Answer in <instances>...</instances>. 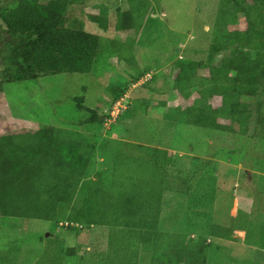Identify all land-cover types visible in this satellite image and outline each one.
Segmentation results:
<instances>
[{
    "label": "trees",
    "instance_id": "16d2710c",
    "mask_svg": "<svg viewBox=\"0 0 264 264\" xmlns=\"http://www.w3.org/2000/svg\"><path fill=\"white\" fill-rule=\"evenodd\" d=\"M6 1L0 6V91L5 83L67 73L102 77L113 62L127 64L135 80L144 75L137 68L134 39H121L130 22L139 30V19L158 0H116L113 23L100 0ZM86 6L98 14L85 15ZM85 20L97 31L85 30ZM109 31L114 39L105 36ZM168 68L174 74L171 91L183 99L196 98L184 108L169 107L163 118L264 141V0H218L206 60L196 67L181 61ZM115 84L105 87L112 105L127 87ZM217 98L214 106L210 101ZM77 107L89 113L78 127L103 123L98 111L80 103ZM97 145L93 134L50 124L0 135V232L7 224L51 221L68 233L98 230L104 264H205V236L159 228L161 220L171 224L180 216L176 207L185 194L183 178L196 180L199 170L185 176L171 167L174 161L164 148L119 141L116 150L124 152L116 153L106 169L90 174ZM166 194L171 198L165 205ZM164 206L169 212L163 215ZM214 226L212 237L232 239L231 228ZM19 253L15 243H0V264H16ZM74 253L71 247L67 256ZM44 261L42 255L34 264Z\"/></svg>",
    "mask_w": 264,
    "mask_h": 264
},
{
    "label": "rangeland",
    "instance_id": "374dc122",
    "mask_svg": "<svg viewBox=\"0 0 264 264\" xmlns=\"http://www.w3.org/2000/svg\"><path fill=\"white\" fill-rule=\"evenodd\" d=\"M115 1L99 2L108 9L106 15L111 22L118 12ZM217 3L218 0H158L157 4L151 3L148 14L139 19V30H134L130 22L129 31L121 42L126 37L135 41L133 53L137 68L144 74L138 80L127 64L113 62L110 71L102 77L67 73L3 84L0 135L22 133L49 124L93 134L98 145L90 174L93 170L106 169L116 153L124 152L116 150L119 141L164 148L174 161L173 169L182 170L184 174L199 170V174L196 180L183 178L185 194L176 207L180 216H175L177 221L173 219L171 224L167 219L161 220L160 230L175 232V229L186 237L191 233L205 236L209 242L205 264H264V141L163 118L169 107L184 108L192 105L196 98L193 94L183 99L171 91L174 74L168 67L181 61L196 67L198 62L206 60ZM83 12L98 14V9L86 6ZM84 22L85 30L97 31L95 24ZM105 36L114 39L115 34L109 31ZM114 47L121 48L116 43ZM198 74L207 76V71L199 70ZM109 82L122 87V82L127 84L124 96L115 105L105 91ZM160 102L166 105L162 107ZM210 102L217 106L220 100ZM79 103L98 111L103 123L78 127L76 124L89 116L86 109L77 107ZM107 114L111 119L106 118ZM231 152H236V156ZM175 196L177 200L178 194ZM170 198L166 194L164 204ZM165 208L163 215L169 212V208ZM16 224L14 227L4 225V231L0 232L1 244L12 242L20 247L16 264H34L42 255L45 261L39 264L105 262L103 237L98 230L68 233L58 230L51 221L43 220ZM213 225L231 228L232 239L212 237ZM71 247L75 248V253L69 257Z\"/></svg>",
    "mask_w": 264,
    "mask_h": 264
},
{
    "label": "flooded vegetation",
    "instance_id": "af4514ba",
    "mask_svg": "<svg viewBox=\"0 0 264 264\" xmlns=\"http://www.w3.org/2000/svg\"><path fill=\"white\" fill-rule=\"evenodd\" d=\"M4 0H0V6L4 5Z\"/></svg>",
    "mask_w": 264,
    "mask_h": 264
},
{
    "label": "clouds",
    "instance_id": "9594fccd",
    "mask_svg": "<svg viewBox=\"0 0 264 264\" xmlns=\"http://www.w3.org/2000/svg\"><path fill=\"white\" fill-rule=\"evenodd\" d=\"M116 103H117V102H115V104H116ZM115 104H114V105H115ZM109 116H110V115H109ZM110 119H111V117H110Z\"/></svg>",
    "mask_w": 264,
    "mask_h": 264
},
{
    "label": "built area",
    "instance_id": "2783aa9c",
    "mask_svg": "<svg viewBox=\"0 0 264 264\" xmlns=\"http://www.w3.org/2000/svg\"><path fill=\"white\" fill-rule=\"evenodd\" d=\"M118 103V102H117Z\"/></svg>",
    "mask_w": 264,
    "mask_h": 264
}]
</instances>
